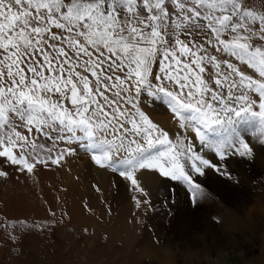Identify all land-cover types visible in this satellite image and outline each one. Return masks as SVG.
<instances>
[{
  "label": "snow or ice",
  "instance_id": "snow-or-ice-1",
  "mask_svg": "<svg viewBox=\"0 0 264 264\" xmlns=\"http://www.w3.org/2000/svg\"><path fill=\"white\" fill-rule=\"evenodd\" d=\"M247 9L248 0H0V157L32 173L75 145L145 197L138 170L204 198L197 176L230 174L202 150L251 157L239 133L221 132L234 117L264 124V15ZM149 100L170 110L179 136L142 110Z\"/></svg>",
  "mask_w": 264,
  "mask_h": 264
},
{
  "label": "rangeland",
  "instance_id": "rangeland-1",
  "mask_svg": "<svg viewBox=\"0 0 264 264\" xmlns=\"http://www.w3.org/2000/svg\"><path fill=\"white\" fill-rule=\"evenodd\" d=\"M247 10L264 15V0H248ZM181 39L191 46V36L181 35ZM204 40L202 37L196 42ZM240 67L248 75L255 73L254 69ZM208 71L212 69L209 67ZM257 77L258 74L254 75ZM145 103L147 107L142 110L169 131L170 138L180 135L181 131L164 124L152 111L155 106L167 110L160 102ZM166 113L171 114L167 110L160 116ZM237 133L252 149L251 157L229 155L226 161H220L216 156H208L217 166L226 168L230 177L206 169L204 175L196 177L205 196L195 202L186 190L187 185L159 181L154 172H150L151 179L155 176L154 181L150 179L151 190L144 187L147 197L107 168L111 180L108 178L106 187H101L97 180L92 182L90 177L71 175V170L84 167L80 171L91 176V165L95 164L89 152L75 145L60 165H38L32 173L21 172L18 166L0 157V171L6 172V176H0V264H264V124L259 118L234 117L233 125L221 136ZM24 134L28 135L26 131ZM257 141L263 144L259 157L253 154ZM36 143L43 144L45 149L52 147L51 141L42 137H36ZM66 147L64 143L58 145ZM205 153L202 150L201 154ZM238 164L245 165L246 172L233 171ZM135 175L138 179L141 171ZM214 177L234 181L245 190V198L238 201L227 192L216 188V193L211 191L204 184L212 188ZM68 179L70 191L65 186ZM184 194L189 197H182ZM137 199L149 203L137 207ZM233 219L245 224L246 219L258 220L261 226L254 235L249 228H232ZM223 224L228 230L224 237L229 236V240L214 243L207 230L216 228L224 233Z\"/></svg>",
  "mask_w": 264,
  "mask_h": 264
},
{
  "label": "bare ground",
  "instance_id": "bare-ground-1",
  "mask_svg": "<svg viewBox=\"0 0 264 264\" xmlns=\"http://www.w3.org/2000/svg\"><path fill=\"white\" fill-rule=\"evenodd\" d=\"M154 113H155V115H156V117L157 118H159V120L160 121H162V122H164V124H167V125H170L171 127H174V130L176 129V130H178V126H176V122H175V120L172 118V115L171 114H168V113H166V114H164V115H161L160 116V114L161 113H164V112H166L167 110H165L163 107H157V106H155L154 107V109L152 110ZM178 131H183V130H178ZM260 139H261V141H262V137L260 136ZM263 142V141H262ZM262 147H263V144L262 143H260V141H257V143H256V146L254 147V155L256 156V157H259V155L261 154V150H262ZM204 152H206L205 154H204V156L205 157H207L208 158V156L210 157V158H213L214 157V155L213 154H211V153H209L208 152V150L207 149H205V150H203ZM81 158V157H80ZM87 157H85V159H86ZM89 158V157H88ZM83 159V158H82ZM81 159V160H82ZM90 159V158H89ZM87 160V159H86ZM85 160V161H86ZM237 160V159H236ZM71 161V160H70ZM84 161V162H85ZM238 161V160H237ZM81 162H83V161H81ZM81 162H79V163H81ZM88 162V161H87ZM93 162V161H92ZM241 162V161H240ZM72 163V162H71ZM68 164V163H67ZM85 164V163H84ZM90 164V163H89ZM80 165V164H79ZM91 165V164H90ZM72 166V165H71ZM82 166V165H81ZM89 166V165H88ZM91 166H93V168H92V170L90 171V173L89 174H91V176L90 175H87L86 173H85V171L83 170V172L82 171H80L81 169H84V167H81V169L79 170V171H77V170H75L73 167H71V168H73L74 169V172L71 170V172H70V174L71 175H73V174H77V176L78 177H80V178H89L92 182H94V181H96L97 180V182H99L100 183V185H101V187H106V185L108 184L107 182H108V171H107V169L105 168H102V167H99V166H97V165H95V164H93V165H91ZM226 166V165H225ZM227 166H229V165H227ZM253 166V165H252ZM231 167H232V165H231ZM254 167V166H253ZM78 168V167H77ZM88 168V167H87ZM255 168H258L257 166H255ZM247 169V167H245V165H243V164H238L237 166H236V168H235V170H233V171H236V173H240V174H243V171H245ZM86 170V169H85ZM141 171V176H138L139 178H138V180H139V184H140V186L141 187H145L146 185L148 186V188L147 189H149V191L151 190V187H152V181L151 180H153L154 181V179H155V176H154V179H151L150 178V172L151 171H147V170H140ZM246 172V171H245ZM235 173V172H234ZM156 174V173H155ZM67 176H69V174L67 175ZM152 176V175H151ZM156 177H157V175H156ZM71 179H73V178H71ZM110 179V178H109ZM151 179V180H150ZM111 180V179H110ZM157 180H158V178H157ZM70 180L68 179L67 180V182L68 183H66L65 184V186H66V191H70V188H68V184H70L71 183V181L69 182ZM156 181V180H155ZM159 181H161V179L159 180ZM165 181V183H166V180H164ZM167 181H169V180H167ZM163 182V181H162ZM161 182V183H162ZM160 183V182H159ZM113 184V183H112ZM211 184V187L212 188H210L208 185H206V184H204L206 187H208L211 191H214V193H216L217 192V190L216 189H218V190H220V191H222L223 193H228L229 194V197L230 196H232L233 197V199H235V200H238V201H240V199L241 200H243L244 198H245V196H246V192H245V190L242 188V187H239V186H236V185H238V184H236V183H234V181L233 182H231V181H228V180H223V179H218L217 177H214V183H210ZM109 185V184H108ZM111 185V184H110ZM155 185V184H154ZM163 185V184H162ZM76 186V185H75ZM71 187V186H70ZM77 187V186H76ZM169 187H170V185H169ZM157 187L155 186V189H156ZM214 188H216V189H214ZM104 189V188H103ZM132 189H134V188H132ZM153 189V188H152ZM167 189V188H166ZM72 190V189H71ZM79 190V189H78ZM78 190H77V192H78ZM84 190V189H83ZM144 190H145V188H144ZM154 190V189H153ZM180 190V189H179ZM182 190V189H181ZM165 191H167V190H165ZM82 192V191H81ZM169 192V191H168ZM180 192H182V191H180ZM132 193V192H131ZM137 193V192H136ZM179 193V192H178ZM81 194H83V193H81ZM138 194H139V192H138ZM142 195V194H141ZM180 195V194H179ZM179 195H177V197H178V200H182L181 198H179ZM219 195V194H218ZM157 197V196H156ZM182 197H189V196H187V195H183ZM221 197V196H220ZM140 198V197H139ZM184 200V199H183ZM186 200V199H185ZM180 202V201H179ZM187 202V201H186ZM181 203H183V202H181ZM185 203V202H184ZM180 205V204H179ZM178 205V206H179ZM182 208V207H181ZM80 209V208H79ZM181 210V209H180ZM77 213L79 214V212L77 211ZM77 215V214H76ZM85 215V214H84ZM82 217V216H81ZM80 217V218H81ZM154 217V216H153ZM253 217V216H252ZM83 218V217H82ZM229 217H227L225 220H226V222H227V224H228V222L230 221L229 219H228ZM85 219V218H84ZM253 219V218H252ZM252 219H246V223L247 224H245L244 222H240V221H237L236 219H233L232 220V222H233V227L232 228H234V227H236V229H244L245 230V228H249L250 230H251V232H254L256 229H257V227H260L261 226V224L259 223V221L258 220H252ZM257 219H258V217H257ZM243 221V220H242ZM224 222V221H223ZM223 225H225V224H223ZM231 226V225H230ZM227 226L225 225V227L223 228L224 229V233H220V231H217L218 229H213L212 231H210V230H207V234L209 235V237L211 238V240L214 242V243H222L223 242V240H229L228 239V237L229 236H226V238L224 237V235H227V228H226ZM258 231H259V229H258ZM243 232V231H242ZM257 232H254L253 234L255 235ZM193 241H196V239L194 240L193 239ZM219 245V244H218Z\"/></svg>",
  "mask_w": 264,
  "mask_h": 264
}]
</instances>
